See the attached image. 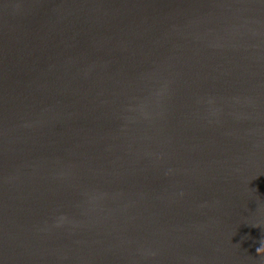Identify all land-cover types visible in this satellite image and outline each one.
<instances>
[{
  "label": "water",
  "instance_id": "1",
  "mask_svg": "<svg viewBox=\"0 0 264 264\" xmlns=\"http://www.w3.org/2000/svg\"><path fill=\"white\" fill-rule=\"evenodd\" d=\"M262 240L264 0H0V264Z\"/></svg>",
  "mask_w": 264,
  "mask_h": 264
},
{
  "label": "clouds",
  "instance_id": "2",
  "mask_svg": "<svg viewBox=\"0 0 264 264\" xmlns=\"http://www.w3.org/2000/svg\"><path fill=\"white\" fill-rule=\"evenodd\" d=\"M64 223H65L64 217H59V218H57V222L54 226L55 227H61V226H63ZM256 252L257 253L264 252V240H262L259 243V246L256 248Z\"/></svg>",
  "mask_w": 264,
  "mask_h": 264
}]
</instances>
